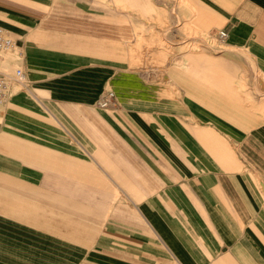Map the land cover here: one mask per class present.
Segmentation results:
<instances>
[{
    "label": "crops",
    "instance_id": "obj_1",
    "mask_svg": "<svg viewBox=\"0 0 264 264\" xmlns=\"http://www.w3.org/2000/svg\"><path fill=\"white\" fill-rule=\"evenodd\" d=\"M0 25L25 74L0 264H264V0H0Z\"/></svg>",
    "mask_w": 264,
    "mask_h": 264
},
{
    "label": "built area",
    "instance_id": "obj_2",
    "mask_svg": "<svg viewBox=\"0 0 264 264\" xmlns=\"http://www.w3.org/2000/svg\"><path fill=\"white\" fill-rule=\"evenodd\" d=\"M217 38L224 42L229 36L225 29L218 30ZM17 41L0 25V52H9L17 49ZM4 57L0 54V63ZM25 83V74L22 68H17L13 73L4 71L0 68V107L7 101L10 94L12 82ZM115 103V93L111 90L105 92L99 101L100 107H108Z\"/></svg>",
    "mask_w": 264,
    "mask_h": 264
},
{
    "label": "rangeland",
    "instance_id": "obj_3",
    "mask_svg": "<svg viewBox=\"0 0 264 264\" xmlns=\"http://www.w3.org/2000/svg\"><path fill=\"white\" fill-rule=\"evenodd\" d=\"M217 38V37H216ZM219 42H221L219 39H217ZM152 44L149 43V45L147 46L146 50H140L139 51V60L141 61V63H143V65L145 67H149V66H152V65H157L159 62L156 61L154 58L158 57L157 54L153 51L152 49ZM0 68L2 70H5V71H9L6 69L5 66H0ZM12 70H10L11 72Z\"/></svg>",
    "mask_w": 264,
    "mask_h": 264
}]
</instances>
